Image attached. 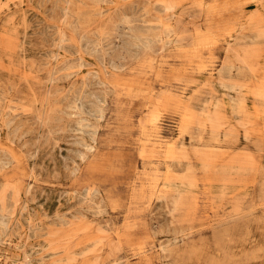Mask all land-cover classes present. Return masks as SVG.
Listing matches in <instances>:
<instances>
[{
	"label": "rangeland",
	"instance_id": "1",
	"mask_svg": "<svg viewBox=\"0 0 264 264\" xmlns=\"http://www.w3.org/2000/svg\"><path fill=\"white\" fill-rule=\"evenodd\" d=\"M167 1L0 0V264H264V0Z\"/></svg>",
	"mask_w": 264,
	"mask_h": 264
},
{
	"label": "bare ground",
	"instance_id": "2",
	"mask_svg": "<svg viewBox=\"0 0 264 264\" xmlns=\"http://www.w3.org/2000/svg\"><path fill=\"white\" fill-rule=\"evenodd\" d=\"M165 7L166 8H169V7H171V1L170 0H168L167 2H166V4H165ZM173 67V66H172ZM162 73V72H161ZM164 81V80H163ZM164 83V82H163ZM128 123V122H127Z\"/></svg>",
	"mask_w": 264,
	"mask_h": 264
}]
</instances>
